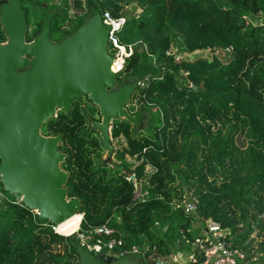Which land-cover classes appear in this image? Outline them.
<instances>
[{
	"label": "trees",
	"instance_id": "1",
	"mask_svg": "<svg viewBox=\"0 0 264 264\" xmlns=\"http://www.w3.org/2000/svg\"><path fill=\"white\" fill-rule=\"evenodd\" d=\"M21 1L26 17V6L39 15L38 32L42 16L36 0ZM37 1L49 10L60 9L51 20V37L76 31L91 6L101 15L109 11L127 17L119 38L133 45L134 52L117 81L129 77L145 82L132 96L131 112L142 108L148 115L146 132L136 133L125 119L114 121L113 137L125 139L115 155L118 169L100 161L101 139L89 121L96 106L85 109L74 100L69 114L60 110L42 126L44 135L62 137L68 196L82 202L81 231L109 222L125 234L129 245L142 244L144 237L155 243L159 240L152 228L159 220L161 238L172 240L191 224L172 201L193 188L200 199L199 214L235 233L243 229L236 244L249 258L255 251L262 253L264 263V240L248 248L251 233L264 228V18H259L264 0ZM84 4L87 11L81 14ZM131 4L142 12L127 15L125 8ZM33 37L28 32L27 41ZM5 40L0 26V42ZM173 46L188 54L221 53L177 60ZM129 173L149 193L146 200L132 203L135 184L126 178ZM0 190L6 197L0 209V264H79L68 236L55 233L49 221L39 222L38 214L17 203L1 182Z\"/></svg>",
	"mask_w": 264,
	"mask_h": 264
},
{
	"label": "water",
	"instance_id": "2",
	"mask_svg": "<svg viewBox=\"0 0 264 264\" xmlns=\"http://www.w3.org/2000/svg\"><path fill=\"white\" fill-rule=\"evenodd\" d=\"M34 5L42 20L27 41L22 1L0 0V26L6 37L0 42V182L4 191L38 214L39 222L60 224L79 213L82 202L68 196L62 137L44 135L43 124L60 110L69 114L73 101L86 97L99 110L101 119H90V129L99 134L110 161L116 155L113 122L125 119L142 131L148 115L142 108L131 112L127 107L138 90V79L118 83L99 8L91 6L76 31L53 41L51 20L60 9L49 10L37 0ZM140 189L138 183L136 190ZM68 237L79 264H144L129 254L96 255L75 232Z\"/></svg>",
	"mask_w": 264,
	"mask_h": 264
},
{
	"label": "built area",
	"instance_id": "3",
	"mask_svg": "<svg viewBox=\"0 0 264 264\" xmlns=\"http://www.w3.org/2000/svg\"><path fill=\"white\" fill-rule=\"evenodd\" d=\"M86 11L87 8L84 4L78 12L82 14ZM102 20L108 28V42L114 51L113 65L117 68L118 75L124 69L127 58L134 52L133 45H125L119 38V32L123 29L127 17H114L109 11H105L102 14ZM216 52L218 53L220 50H216ZM186 54L191 58L190 54ZM183 57L179 56L176 59L181 60ZM144 86L145 82L138 80V89ZM126 178L135 184L132 203L146 200L149 193L142 190V183L136 179L135 174L129 173ZM138 183L141 186L140 191L136 190ZM0 195L5 203L6 197L1 190ZM199 201L200 199L193 189L185 190L180 196L173 199L174 208L181 209L185 215L190 217L191 224L188 227H181L178 235L172 240L161 238L163 236L158 232L161 228L159 220L154 221L152 228L154 236L159 240L155 243L149 242L144 237L142 244L129 245L125 234L109 222L88 231H81V227H79L75 233L78 239L96 255L104 253L120 257L129 254L131 257L142 259L144 264H250L251 258H249L248 252L235 241V237L243 232V229L235 233L232 228L223 226L211 217H202L199 214ZM16 202L20 201L16 200ZM79 214L82 221L84 213L79 211ZM114 217L118 223L121 222L119 213H116ZM59 225L51 224L52 230L55 233L69 236L59 230Z\"/></svg>",
	"mask_w": 264,
	"mask_h": 264
},
{
	"label": "rangeland",
	"instance_id": "4",
	"mask_svg": "<svg viewBox=\"0 0 264 264\" xmlns=\"http://www.w3.org/2000/svg\"><path fill=\"white\" fill-rule=\"evenodd\" d=\"M73 1V0H72ZM57 3H59V1L57 0ZM27 8H29V15H28V17H27V20H29L31 23H30V25L28 24V32L31 34V35H35L34 33H35V27H36V24L38 23V21H40V17H39V15L36 13V12H34V11H31V9L32 8H30V6L28 7V6H26ZM125 12H126V14L127 15H129V16H133V15H139L141 12H142V9L141 8H139L138 6H136L135 4H131V5H128L126 8H125ZM71 14H72V12H71ZM259 18H264V15H261ZM42 20V19H41ZM63 33L61 32L60 34H53V36L51 37L52 38V40L53 41H58L59 39H62V38H64L65 36H63ZM62 37V38H61ZM171 51H172V53H174L175 54V57L177 58V57H182V56H184V57H187V54H186V52L185 51H183V50H181L180 49V47L179 46H173L172 47V49H171ZM109 53L111 54V55H113L114 54V51L112 50V47H110L109 46ZM219 53H221V52H214V51H211V50H205V51H203L202 53H199V52H197V53H191L190 54V56H191V59H193V56L194 55H197V54H199L200 56H205V57H208V58H211V56L213 55V54H219ZM187 58H189V57H187ZM125 79H131V78H129V77H126ZM132 99V98H131ZM81 103H82V105L85 107V109H90L89 107H92V106H95L92 102H91V104L89 103V102H87V101H89V100H79ZM134 103V102H133ZM90 104V105H89ZM131 101H130V104L127 106L128 107V109H129V107H130V109H129V111H133L132 109V107H131ZM90 118H94V119H97V113L95 114V117L93 116V117H91V115H89V121H90ZM147 120H148V117H147V119L145 120V122H144V130H142V131H139V130H137L136 128V133H142V132H146V129H147ZM113 125H114V122H113ZM124 142H125V139H124V137H118V138H114L113 137V143H114V145H115V148H116V150H118L119 148H121L122 146H123V144H124ZM106 156H107V153H106V150H104L103 149V151H102V160L106 163V164H108V166H110L111 168H113V169H118V163H119V161L117 160V158H116V156L114 155L113 157H112V160H110V161H108L107 159H106ZM128 160H129V162H131V163H133V164H138V162L136 161V160H134V159H131L130 157H128ZM148 169H150V168H148ZM220 173H219V171H218V175H219ZM217 175V176H218ZM223 175V174H222ZM216 176V177H217ZM193 189V188H192ZM11 196V195H10ZM13 197V196H12ZM1 208H5V204H4V199L1 197V195H0V209ZM263 216H264V214H262V215H260V217L261 218H263ZM243 225V223H239L238 224V226L239 227H241ZM63 234H65L64 232H62ZM66 235H68V234H66ZM250 238H251V240H253L252 241V245H250L248 248H253V247H258L259 246V243L261 242V241H263L264 240V228H263V230H260L259 228H256L252 233H251V235H250ZM249 241L250 240H248V242L247 243H249ZM61 247V245L60 246H57L56 248L58 249V248H60ZM61 249H62V247H61ZM252 258L250 259V264H264L263 263V261H262V253H259V252H254V254L251 256Z\"/></svg>",
	"mask_w": 264,
	"mask_h": 264
},
{
	"label": "bare ground",
	"instance_id": "5",
	"mask_svg": "<svg viewBox=\"0 0 264 264\" xmlns=\"http://www.w3.org/2000/svg\"><path fill=\"white\" fill-rule=\"evenodd\" d=\"M81 215L79 213L73 215L59 225V230L65 234L76 232L80 227Z\"/></svg>",
	"mask_w": 264,
	"mask_h": 264
},
{
	"label": "flooded vegetation",
	"instance_id": "6",
	"mask_svg": "<svg viewBox=\"0 0 264 264\" xmlns=\"http://www.w3.org/2000/svg\"><path fill=\"white\" fill-rule=\"evenodd\" d=\"M60 40V39H59ZM82 100H86V97H84ZM97 108V107H96ZM90 119H92V118H90ZM97 119L98 120H100L101 119V116H100V113H99V110H98V108H97ZM98 134V133H97ZM99 135V134H98ZM104 149V148H103ZM105 150V149H104ZM117 151V150H116ZM100 161L102 162V163H104V164H106L103 160H102V157H101V159H100ZM108 165V164H107Z\"/></svg>",
	"mask_w": 264,
	"mask_h": 264
},
{
	"label": "crops",
	"instance_id": "7",
	"mask_svg": "<svg viewBox=\"0 0 264 264\" xmlns=\"http://www.w3.org/2000/svg\"><path fill=\"white\" fill-rule=\"evenodd\" d=\"M166 229V228H165Z\"/></svg>",
	"mask_w": 264,
	"mask_h": 264
}]
</instances>
